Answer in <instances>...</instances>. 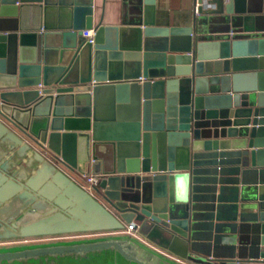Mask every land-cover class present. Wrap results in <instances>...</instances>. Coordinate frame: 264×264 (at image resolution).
Listing matches in <instances>:
<instances>
[{"label": "water", "instance_id": "obj_1", "mask_svg": "<svg viewBox=\"0 0 264 264\" xmlns=\"http://www.w3.org/2000/svg\"><path fill=\"white\" fill-rule=\"evenodd\" d=\"M197 1L204 18L169 27L156 0H122L116 24L94 0H0V240L135 220L178 258L264 264L262 202L244 243L190 231L196 154L264 166V0ZM57 163L98 175V195ZM0 264L177 263L115 236L0 250Z\"/></svg>", "mask_w": 264, "mask_h": 264}, {"label": "crops", "instance_id": "obj_2", "mask_svg": "<svg viewBox=\"0 0 264 264\" xmlns=\"http://www.w3.org/2000/svg\"><path fill=\"white\" fill-rule=\"evenodd\" d=\"M196 2L198 1L156 0L158 24L169 27L191 26L198 19L205 17L203 13L197 15L194 12ZM121 7L122 0H94L95 19L102 15L104 24H116ZM212 155H214L212 151L196 154V165L191 178L195 217L190 231L193 235L196 234L194 238L200 241L212 240L213 243H236L238 245L239 232L241 236L239 242H246L248 221H251V215L257 212L258 204L260 202L264 204V172L256 171L264 169V166L249 165L246 167L239 163L236 164L235 160L227 157L221 159V169L217 171L216 167L219 164L211 158ZM56 165L72 180L82 187L85 186L83 182L81 183L82 180L84 181L83 177L63 168L58 163ZM253 169L255 171H252ZM243 170L246 171L243 173ZM137 236L144 243L136 238L134 240L177 264H218L221 261L219 258L206 259L204 256H201L202 259L199 261L181 259L157 247L144 237Z\"/></svg>", "mask_w": 264, "mask_h": 264}, {"label": "built area", "instance_id": "obj_3", "mask_svg": "<svg viewBox=\"0 0 264 264\" xmlns=\"http://www.w3.org/2000/svg\"><path fill=\"white\" fill-rule=\"evenodd\" d=\"M199 4L198 2L194 5V12L198 15ZM82 37L86 42H93L94 31L92 29L82 30ZM84 179L85 188L87 191L92 192L93 187L99 183L100 177L94 174L82 175ZM138 232V226L134 221L126 224L122 229L115 230H101V231H89V232H79V233H70V234H60V235H51V236H40V237H32V238H22L16 239L14 241L19 244H28V243H37V242H49V241H75V240H83V239H97V238H105V237H115V236H129L131 238H136ZM1 241V240H0ZM170 257H173L170 255ZM177 260H179L177 258ZM176 260V261H177Z\"/></svg>", "mask_w": 264, "mask_h": 264}, {"label": "rangeland", "instance_id": "obj_4", "mask_svg": "<svg viewBox=\"0 0 264 264\" xmlns=\"http://www.w3.org/2000/svg\"><path fill=\"white\" fill-rule=\"evenodd\" d=\"M82 182L84 183L83 180L81 181V183ZM92 192H93L94 195H96V196L98 195V193L96 191H92ZM144 230H145V228L144 229L143 228L138 229L137 235H139L140 237L143 238V234H144L143 231ZM12 239L15 241L16 239H22V238H12ZM136 239H138V238L136 237ZM14 241L12 242L11 239L1 240L0 241V250L16 249V248L25 247V246H32L34 244L43 245V244H47V243H57V242H59V241H57V242L56 241H49V242H37V243L19 244L17 242L14 243ZM139 241L144 243L142 240H139ZM61 242H69V241H61Z\"/></svg>", "mask_w": 264, "mask_h": 264}]
</instances>
